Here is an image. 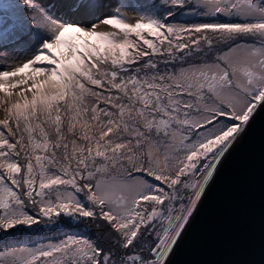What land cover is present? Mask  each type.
<instances>
[{
  "label": "snow or ice",
  "instance_id": "snow-or-ice-1",
  "mask_svg": "<svg viewBox=\"0 0 264 264\" xmlns=\"http://www.w3.org/2000/svg\"><path fill=\"white\" fill-rule=\"evenodd\" d=\"M0 50V264H169L264 114V0H0Z\"/></svg>",
  "mask_w": 264,
  "mask_h": 264
},
{
  "label": "water",
  "instance_id": "water-1",
  "mask_svg": "<svg viewBox=\"0 0 264 264\" xmlns=\"http://www.w3.org/2000/svg\"><path fill=\"white\" fill-rule=\"evenodd\" d=\"M169 264H264V114L218 168Z\"/></svg>",
  "mask_w": 264,
  "mask_h": 264
},
{
  "label": "rangeland",
  "instance_id": "rangeland-1",
  "mask_svg": "<svg viewBox=\"0 0 264 264\" xmlns=\"http://www.w3.org/2000/svg\"><path fill=\"white\" fill-rule=\"evenodd\" d=\"M105 2L110 6H116L117 4L120 3V0H105ZM106 10H110V8L106 9ZM129 15H132V13H129ZM2 52H3V50H0V53H2ZM3 58H4L3 55H0V59H3ZM28 72H31L30 68L25 69V73H28ZM95 231L96 230L94 228L90 229V234L95 235Z\"/></svg>",
  "mask_w": 264,
  "mask_h": 264
}]
</instances>
